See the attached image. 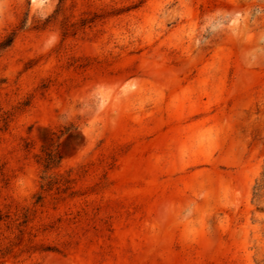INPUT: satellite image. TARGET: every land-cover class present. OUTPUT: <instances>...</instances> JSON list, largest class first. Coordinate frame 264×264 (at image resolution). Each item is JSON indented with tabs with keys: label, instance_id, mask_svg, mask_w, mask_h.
Returning a JSON list of instances; mask_svg holds the SVG:
<instances>
[{
	"label": "rangeland",
	"instance_id": "374dc122",
	"mask_svg": "<svg viewBox=\"0 0 264 264\" xmlns=\"http://www.w3.org/2000/svg\"><path fill=\"white\" fill-rule=\"evenodd\" d=\"M0 264H264V0H0Z\"/></svg>",
	"mask_w": 264,
	"mask_h": 264
},
{
	"label": "trees",
	"instance_id": "16d2710c",
	"mask_svg": "<svg viewBox=\"0 0 264 264\" xmlns=\"http://www.w3.org/2000/svg\"><path fill=\"white\" fill-rule=\"evenodd\" d=\"M12 41H13V36L10 37V38H8L7 41L4 43L5 45H3V46H8V45H10V44L12 43ZM52 162H53V161H52V156H51V157H49L48 160H47V167H49V165H50Z\"/></svg>",
	"mask_w": 264,
	"mask_h": 264
}]
</instances>
